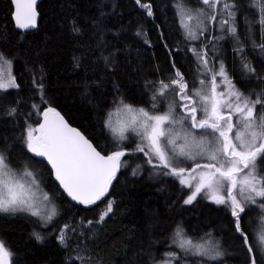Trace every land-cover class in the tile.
I'll list each match as a JSON object with an SVG mask.
<instances>
[{
    "label": "snow or ice",
    "instance_id": "obj_1",
    "mask_svg": "<svg viewBox=\"0 0 264 264\" xmlns=\"http://www.w3.org/2000/svg\"><path fill=\"white\" fill-rule=\"evenodd\" d=\"M135 3L147 17H154L152 3ZM11 4L16 28L37 27V0ZM172 7L183 35L179 50L191 52L194 72L189 69L191 78L186 79L175 60L168 74L157 69L163 78H145L143 105L130 102L117 86L110 108L100 115L102 130L111 137L105 136V145L71 127L48 103L42 66L31 77L39 103H32L21 119V101L5 103L10 90L18 96L21 89L12 70L14 58L0 50V120L7 118L19 126L12 141L0 140V213H26L42 227L51 226L59 244L75 252L69 257L71 264H91V256L83 254L88 245L81 237L86 240L92 227L104 223L116 202L109 198L94 220L82 218L77 233L75 224H61V208L54 202L57 191L90 209L109 196L120 175L130 171L137 176L144 170L167 178L180 192L183 205H193L199 198L224 206L245 252V264H264V0H196L194 6L189 0H172ZM71 24L72 32L80 35L76 21ZM135 35L146 33L137 30ZM225 41L232 44L231 69L222 55ZM249 49L262 60L259 70L248 59ZM114 54L101 53L106 67L112 66ZM74 60L79 67V58ZM237 70L241 79L255 80L259 91H241L233 82ZM16 145L21 146L22 157L13 155ZM35 165L43 170L37 171ZM45 186L55 191L50 195ZM250 212L258 215L256 227L247 219ZM151 228L150 224L149 238L137 254L139 264H222L224 252L211 232L193 235L179 221L166 239L159 240L152 238ZM32 235L37 241L44 239L39 232ZM13 255L0 239V264H13Z\"/></svg>",
    "mask_w": 264,
    "mask_h": 264
},
{
    "label": "trees",
    "instance_id": "obj_2",
    "mask_svg": "<svg viewBox=\"0 0 264 264\" xmlns=\"http://www.w3.org/2000/svg\"><path fill=\"white\" fill-rule=\"evenodd\" d=\"M142 2L152 3L153 18L147 17L135 0H43L38 7V28L21 32L13 22L11 1L0 0V50L14 58L13 71L21 83L18 96L16 90H10L5 103L19 99L23 119L30 105L39 103L31 77L38 75L42 66L48 103L94 143L105 145L108 142L105 136L109 140L111 137L107 130H102L100 115L110 108L117 86L119 93L130 102L143 105L147 100L142 89L145 78H163L161 72L168 74L171 60L186 73V79L191 78L189 69L193 72L195 69L191 52L185 54L179 50L183 47V35L175 22L172 0ZM189 3L194 6L196 0ZM73 20L81 28L80 35L72 32ZM137 30L146 35L136 36ZM239 30L243 32L244 28L241 26ZM101 41L103 44L98 47ZM170 50L171 56L168 55ZM110 52L115 53L112 66L106 67L101 53L107 56ZM251 53L249 49L248 59L259 70L262 60ZM222 55L231 69L233 52L228 41ZM74 57L79 58V67ZM233 82L241 91H259L257 82L241 79L239 70L234 73ZM18 135V123L7 118L0 120V140L12 141ZM13 155H24L20 145L14 147ZM34 167L37 171L43 170L41 165ZM44 175L47 177L46 171ZM45 190L50 195L55 191L46 186ZM109 198L116 202L113 214L104 223L92 227L86 240L81 237L88 245L83 254L91 256V264H139L137 254L142 242L149 238L148 226L152 225L153 239L164 240L179 221L193 235L211 232L224 238L229 254L224 255L222 264H245V252L235 238L237 234L232 230L230 214L224 206L199 198L193 205H183L177 187L168 183L167 178L151 175L149 170L137 176L130 171L120 175L109 196L90 209L70 202L62 195V190L57 191L54 202L61 208V224L64 221L75 224L79 233L81 219L98 218ZM247 219L253 227L259 222L256 212H250ZM35 220L26 213H0V239L13 252V264H71L69 257L75 252L59 244L51 226L42 227ZM34 231L44 237L42 242L34 238ZM157 247L161 252L165 250L161 245ZM72 248L75 249L76 244Z\"/></svg>",
    "mask_w": 264,
    "mask_h": 264
},
{
    "label": "water",
    "instance_id": "obj_3",
    "mask_svg": "<svg viewBox=\"0 0 264 264\" xmlns=\"http://www.w3.org/2000/svg\"><path fill=\"white\" fill-rule=\"evenodd\" d=\"M11 1V0H10ZM42 1L43 0H37V11H38V7H39V5L42 3ZM13 6V12H14V5H12ZM39 13V12H38ZM39 20H40V14H39V16H38V18H37V27L35 28V29H28V30H22V29H18V28H16L18 31H21V32H32V31H34V30H36L37 28H38V24H39ZM13 22H14V19H13ZM14 25H15V22H14ZM62 115V114H61ZM63 116V115H62ZM64 117V116H63ZM65 118V117H64ZM65 120H66V118H65ZM67 121V120H66ZM68 122V121H67ZM69 123V122H68ZM69 125L71 126V127H74V126H72L70 123H69ZM76 128V127H75ZM78 129V128H77ZM79 130V129H78ZM80 131V130H79ZM69 199V201H70V198H68ZM73 203H75V202H73ZM99 202H97V204H98Z\"/></svg>",
    "mask_w": 264,
    "mask_h": 264
},
{
    "label": "rangeland",
    "instance_id": "obj_4",
    "mask_svg": "<svg viewBox=\"0 0 264 264\" xmlns=\"http://www.w3.org/2000/svg\"><path fill=\"white\" fill-rule=\"evenodd\" d=\"M243 27L244 28V25H243V23L242 24H239V28L240 27ZM226 42L227 41H225V42H222V45H223V48H224V46H225V44H226ZM230 43V42H229ZM251 55L252 56H254L255 55V53L254 52H252L251 53ZM13 70V69H12ZM13 73H14V71H13ZM257 87V86H256ZM113 119L115 120V119H117V117L116 116H114L113 117ZM216 239H218L219 241H220V244H221V249H222V251L224 252V255H227V254H229V252H227L226 251V249H225V247H224V238H219V237H216L215 235H213ZM224 257V256H223Z\"/></svg>",
    "mask_w": 264,
    "mask_h": 264
}]
</instances>
